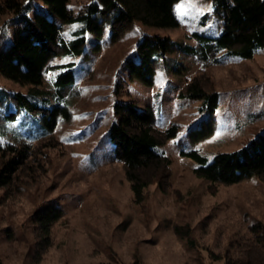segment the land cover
Segmentation results:
<instances>
[{
  "label": "rangeland",
  "instance_id": "rangeland-1",
  "mask_svg": "<svg viewBox=\"0 0 264 264\" xmlns=\"http://www.w3.org/2000/svg\"><path fill=\"white\" fill-rule=\"evenodd\" d=\"M72 1L77 9L83 0ZM175 10L180 20L177 26L137 21L113 43H105L107 33L101 38L92 36L87 54L76 58L82 92L73 103L71 118L62 121L53 134L31 141L30 162H35L41 174L40 183L29 177L31 186H15L18 198H1L5 188H0V230L4 233L10 226L12 232L0 242L3 264L31 260L33 233L31 224H25L31 223L30 215L43 198H58L65 216L56 225L54 244L40 264L114 263L113 250L122 264L137 258L141 264H226L224 259L212 258L210 251L224 252L233 239L249 233L248 224L264 220V180L253 176L234 184L212 185L195 173L197 161L189 155L192 149L209 156L233 151L264 130V48L252 58L228 54L227 63L205 70L221 93L214 112L202 109L201 99L179 96L176 86L187 72L176 74L161 67L154 83L147 85L131 78L124 64L137 51L143 32L178 38L196 30L214 36L222 31L212 0H178ZM187 39L198 42L195 37ZM198 71L199 64L190 65L189 73ZM0 81L27 89L5 77ZM118 81L123 85L120 98L151 110L161 126L178 124L177 134L164 145L173 158L171 185L163 189L155 182L148 187V212L134 202L122 163L113 160L108 149L98 148L101 139L109 148L104 134L112 122ZM211 117L214 132L193 139L191 127ZM14 139L11 131L0 134L5 146ZM176 222L192 225L194 246L175 233Z\"/></svg>",
  "mask_w": 264,
  "mask_h": 264
},
{
  "label": "trees",
  "instance_id": "trees-1",
  "mask_svg": "<svg viewBox=\"0 0 264 264\" xmlns=\"http://www.w3.org/2000/svg\"><path fill=\"white\" fill-rule=\"evenodd\" d=\"M177 1L83 0L76 9L72 0H0V19L4 16L0 20V80L5 77L27 86L26 90L15 89L0 81V134L11 131L15 138L6 146L0 143V188H5L1 198H18L15 186H31L29 177L40 183L41 174L35 162H30L31 141L53 134L62 121L71 118L73 103L82 92L76 79V58L87 54L90 38L107 33L105 43H113L137 21L177 26ZM212 2L223 26L219 35L196 30L187 37L172 38L143 32L137 51L124 60L130 77L151 85L161 67L176 74L187 72L176 86L179 96L201 99L202 109L214 112L221 93L205 70L227 63L228 54L252 58L264 48V0ZM191 37L198 42L188 41ZM193 63L199 64L200 71L191 74ZM122 86L121 81L116 83L112 122L104 134L109 148L103 139L98 148L108 149L111 158L122 163L134 202L148 212V187L155 182L163 189L171 185L173 158L164 145L177 134L178 124L159 125L151 110L119 97ZM214 129L211 117L192 126L190 134L199 139ZM189 155L197 161L195 173L212 185L234 184L253 176L264 180V130L236 150L209 156L192 149ZM64 216L65 209L56 197L37 203L31 223L25 224H31L33 245L31 260L23 264H40L46 258L55 241V227ZM10 228L3 229L4 233L0 230V242L12 235ZM173 229L191 245L197 243L190 223L176 222ZM248 229V234L233 239L224 252L211 250L212 258L224 259L226 264H264V220L248 224ZM112 252L114 263L105 264H122L117 252ZM125 264L141 263L137 258Z\"/></svg>",
  "mask_w": 264,
  "mask_h": 264
}]
</instances>
